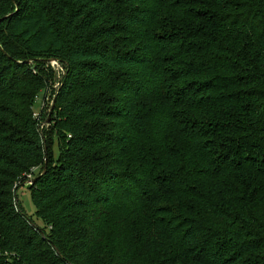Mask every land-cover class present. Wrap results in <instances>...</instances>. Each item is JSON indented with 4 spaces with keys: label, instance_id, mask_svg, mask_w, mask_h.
Returning a JSON list of instances; mask_svg holds the SVG:
<instances>
[{
    "label": "trees",
    "instance_id": "trees-1",
    "mask_svg": "<svg viewBox=\"0 0 264 264\" xmlns=\"http://www.w3.org/2000/svg\"><path fill=\"white\" fill-rule=\"evenodd\" d=\"M0 264H264V0H0Z\"/></svg>",
    "mask_w": 264,
    "mask_h": 264
},
{
    "label": "rangeland",
    "instance_id": "rangeland-1",
    "mask_svg": "<svg viewBox=\"0 0 264 264\" xmlns=\"http://www.w3.org/2000/svg\"><path fill=\"white\" fill-rule=\"evenodd\" d=\"M50 69L52 71V77L49 81L48 86L44 90H42L35 99L32 111L33 116L37 119V125L39 126V129L44 130V132L46 131V133L52 138V141H54L56 138L52 135L50 129V122L53 111L50 114V109L52 105V100L54 98L53 93L59 88L65 70L63 66H61L57 62L51 64ZM48 120L49 122H47ZM52 150L54 156L56 157L58 151L56 142L54 143ZM42 167L43 166L36 167L31 170L26 180L18 186V189L16 191V197L26 217L30 219L32 224L35 225L38 229H42L45 233H47L48 230L45 227L44 223L35 215V208L30 200V193L27 189L31 185V182L40 175ZM43 236L45 237V235Z\"/></svg>",
    "mask_w": 264,
    "mask_h": 264
},
{
    "label": "water",
    "instance_id": "water-1",
    "mask_svg": "<svg viewBox=\"0 0 264 264\" xmlns=\"http://www.w3.org/2000/svg\"><path fill=\"white\" fill-rule=\"evenodd\" d=\"M53 62H56V61H55L54 59H50V60L47 61L48 64H51V63H53ZM26 63L28 64V62H26ZM54 101H55V97H54L53 100H52V105H51V109H50V114H51V112L53 111ZM50 114H49V116H50ZM47 122H49V120H48ZM45 171H46V163L44 164L43 171H42L41 175H43V174L45 173ZM41 175H40V176H41ZM37 178H38V177H37ZM37 178H35V179L31 182V184L34 183V181H35Z\"/></svg>",
    "mask_w": 264,
    "mask_h": 264
},
{
    "label": "built area",
    "instance_id": "built-area-1",
    "mask_svg": "<svg viewBox=\"0 0 264 264\" xmlns=\"http://www.w3.org/2000/svg\"><path fill=\"white\" fill-rule=\"evenodd\" d=\"M53 63H55V62H53ZM53 63H51V64H53ZM51 64H50V65H51Z\"/></svg>",
    "mask_w": 264,
    "mask_h": 264
}]
</instances>
